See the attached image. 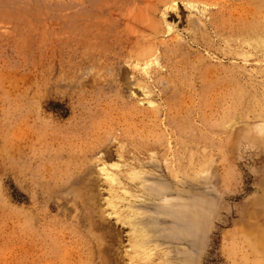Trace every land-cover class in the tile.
<instances>
[{
    "label": "rangeland",
    "instance_id": "rangeland-1",
    "mask_svg": "<svg viewBox=\"0 0 264 264\" xmlns=\"http://www.w3.org/2000/svg\"><path fill=\"white\" fill-rule=\"evenodd\" d=\"M90 1H0V264H264V0Z\"/></svg>",
    "mask_w": 264,
    "mask_h": 264
},
{
    "label": "bare ground",
    "instance_id": "bare-ground-1",
    "mask_svg": "<svg viewBox=\"0 0 264 264\" xmlns=\"http://www.w3.org/2000/svg\"><path fill=\"white\" fill-rule=\"evenodd\" d=\"M1 1V0H0ZM3 1V0H2ZM188 1V0H187ZM193 1V0H192ZM198 1V0H197ZM138 0H93L86 8L81 9L78 11V14H75L74 17H71L72 22L71 24L74 25L75 30L78 31L83 36H88L91 34L96 38L104 39L106 41L107 36L112 33L113 29L115 28V21L113 20V13H117L118 16H123L125 9L128 7H135L138 5ZM168 2V1H165ZM170 2V1H169ZM190 2V1H189ZM194 2V1H193ZM192 2V3H193ZM4 3V2H3ZM2 3V4H3ZM206 3V2H205ZM1 4V3H0ZM170 4V3H169ZM189 4V3H188ZM198 4V2H197ZM196 4V5H197ZM209 4V3H208ZM200 5V4H199ZM203 5V3H202ZM201 5V6H202ZM205 5V4H204ZM239 5V4H238ZM198 6V5H197ZM196 6V7H197ZM206 6V5H205ZM133 7V8H134ZM207 7V6H206ZM2 10L4 7H1ZM205 8V7H204ZM201 9V8H199ZM1 10V9H0ZM235 10V9H234ZM206 11H204L205 13ZM227 12V11H226ZM114 13V14H115ZM229 13V12H228ZM221 15V14H220ZM236 15V14H235ZM256 17V16H255ZM225 18V17H224ZM2 19V18H1ZM118 21V20H117ZM222 23V22H221ZM220 23V24H221ZM71 27V26H70ZM218 28V27H217ZM71 29V28H70ZM72 30V29H71ZM254 31V30H253ZM77 32V33H78ZM239 32V31H238ZM258 32V31H257ZM256 33V32H255ZM128 34V33H127ZM263 34V33H262ZM246 36V35H245ZM248 37V36H247ZM252 37V36H251ZM263 37V36H262ZM249 38V37H248ZM254 38V37H253ZM260 39V38H259ZM248 40V39H246ZM202 41V40H201ZM252 41V40H250ZM256 41V39H255ZM254 41V42H255ZM259 41V40H258ZM262 41V39H261ZM264 42V41H263ZM171 43V42H170ZM174 43V42H173ZM242 44V42H240ZM257 43V42H255ZM254 43V44H255ZM261 43V42H259ZM245 44H247L245 42ZM253 44V43H252ZM243 45V44H242ZM256 46V45H255ZM158 47V46H157ZM253 48V46H251ZM257 47V46H256ZM264 45L260 44L259 48H263ZM251 48V49H252ZM256 50V49H255ZM258 51V49H257ZM260 51V50H259ZM258 51V52H259ZM264 51V50H263ZM262 51V52H263ZM158 53V49H145L140 48L138 51L133 53V58L135 61L138 62H145L148 64L151 62L153 57ZM244 53V52H243ZM253 54V53H252ZM244 55V54H243ZM247 55V54H246ZM256 55V54H255ZM240 56V54H239ZM253 56V55H252ZM250 56V57H252ZM248 58V57H247ZM115 59V58H114ZM156 59V58H155ZM250 59V58H249ZM257 59V58H256ZM264 61V60H263ZM154 62V61H153ZM139 64V63H138ZM140 65V64H139ZM154 65V64H153ZM137 68V67H136ZM155 68V67H154ZM151 69V68H150ZM153 70V69H151ZM140 71V70H139ZM146 72V71H145ZM152 72V71H151ZM151 74V73H150ZM222 74V73H221ZM149 78V77H148ZM115 99V98H113ZM193 156V155H192ZM113 204V203H112ZM261 238V237H260ZM258 239V238H257ZM261 241V240H260ZM264 243V242H263Z\"/></svg>",
    "mask_w": 264,
    "mask_h": 264
}]
</instances>
